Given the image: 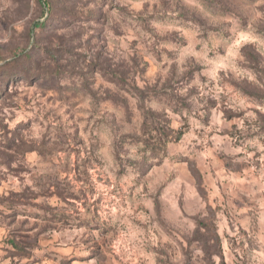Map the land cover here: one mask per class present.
<instances>
[{
  "label": "clouds",
  "instance_id": "clouds-1",
  "mask_svg": "<svg viewBox=\"0 0 264 264\" xmlns=\"http://www.w3.org/2000/svg\"><path fill=\"white\" fill-rule=\"evenodd\" d=\"M0 264H264V0H0Z\"/></svg>",
  "mask_w": 264,
  "mask_h": 264
}]
</instances>
